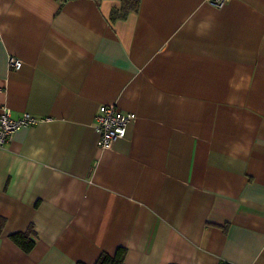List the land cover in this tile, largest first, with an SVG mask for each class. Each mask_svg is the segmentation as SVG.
I'll list each match as a JSON object with an SVG mask.
<instances>
[{"label":"crops","instance_id":"1","mask_svg":"<svg viewBox=\"0 0 264 264\" xmlns=\"http://www.w3.org/2000/svg\"><path fill=\"white\" fill-rule=\"evenodd\" d=\"M121 7L0 0V113L44 119L0 150V264H264V0Z\"/></svg>","mask_w":264,"mask_h":264},{"label":"built area","instance_id":"2","mask_svg":"<svg viewBox=\"0 0 264 264\" xmlns=\"http://www.w3.org/2000/svg\"><path fill=\"white\" fill-rule=\"evenodd\" d=\"M227 0H208L216 7H221ZM8 63L12 68H20L22 62L19 59L10 57ZM136 115L132 112H122L115 105H100L95 117V130L98 134L97 146L100 149H108L117 139L123 138L128 124L133 122ZM44 120L33 116L30 113L23 112L14 116L10 109L3 107L0 113V150L10 140L12 134L17 129L33 125Z\"/></svg>","mask_w":264,"mask_h":264},{"label":"trees","instance_id":"3","mask_svg":"<svg viewBox=\"0 0 264 264\" xmlns=\"http://www.w3.org/2000/svg\"><path fill=\"white\" fill-rule=\"evenodd\" d=\"M61 1H65V0H61ZM137 9H138V0H122V7L120 13H117L116 11H112L111 17L112 19H115L116 17H122L129 10L136 11ZM3 225H4V219L0 217V233ZM32 234H34V231L32 226H30L24 232H15L11 234L9 238L22 251L27 253L32 249L34 245L33 240L30 238ZM125 252L126 250L123 247L117 248L113 255L102 252L99 254V256L97 257L96 261L93 264H125L124 262ZM75 264H87V263L78 261Z\"/></svg>","mask_w":264,"mask_h":264}]
</instances>
